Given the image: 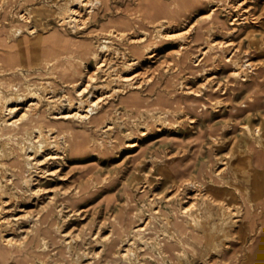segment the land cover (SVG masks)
<instances>
[{
  "label": "bare ground",
  "instance_id": "obj_1",
  "mask_svg": "<svg viewBox=\"0 0 264 264\" xmlns=\"http://www.w3.org/2000/svg\"><path fill=\"white\" fill-rule=\"evenodd\" d=\"M21 1L30 0H0V264H8L10 260H12L11 264L13 261L14 264H38L30 254L37 257L39 254L43 258L48 255L51 257L53 254L60 257L63 256L62 254H67L68 258L72 250L75 256L89 255V259L83 263L78 260V257L75 260L72 258L62 261L55 260L53 264H149V261L142 262V250H145V246L149 245L152 249L155 248L158 252H162L161 243L163 241L161 238L163 237L156 239L145 235L146 231L144 230L148 227L150 220H145L147 216H142V212L131 214V217L137 216L140 223L125 226V228L120 227L122 228L121 239L117 243L112 241L114 239H112V235L116 232L119 221L118 216L113 214L112 219L115 223L110 225L109 233L101 236L99 232L102 225L100 224L95 236L89 238L91 234L87 235L88 241L78 233L70 236L69 240L63 237L65 243L57 251V248L54 247L53 236L56 234L59 237L65 236L58 221L68 219L82 211L79 207H75L76 201L87 196L93 180L92 177H87L83 178L81 183H75L77 179L71 178L72 171L77 168H81L83 171L90 165L79 166L75 163L72 166V162L76 159L75 157L88 156L93 149H91L93 143L98 144V153L101 152L100 154L117 152L125 144L138 145L136 139L150 131V126L153 124L151 119L154 117L152 111L155 107L153 108V105L150 106L141 100L138 92L133 89L149 91L150 83L156 75L151 72L147 73L145 70H136L130 74L123 73L124 71H118V66L122 61L123 69L128 70L139 65L144 57L151 58L154 53L150 50V54L148 53L146 56V52L151 45L150 37H153L154 30L157 31H155L157 39L161 37L168 39L173 36L180 41V46L174 50L172 59L164 68L165 71L171 67H175L178 71L181 70L180 67L185 62V40H187L185 38L187 33L197 25L193 38L206 41L201 52L203 57L210 58L211 52L216 54L218 49L232 51L233 47L228 48L229 44L224 45L226 41L217 40L214 36L208 38L209 34L204 33L206 27L202 23L191 24L186 32L178 30L179 32L166 34L165 31L170 28L167 22L175 18L173 14L169 15L170 11L168 13L166 10L171 9L173 3L170 1L163 3V0H137L134 9L125 10L128 16L120 15L118 20L114 19L113 22L103 24L97 45L90 40L81 44L75 41L70 43L67 37H63V34L55 28L54 32L46 38H42L45 45H39L41 47L38 49L36 47L29 49L22 45L23 41L21 43L16 39L19 33L29 26V15L22 12L19 13L22 21L13 24V19H10L7 22L9 19L6 14L7 10L14 2ZM106 1L73 0L69 7L61 8L58 12V21L61 25L75 28L85 23L86 20L83 17L86 15V18L92 17L96 13L95 9L105 5ZM246 2L247 0H215L212 9L204 15L203 19L209 24L213 23L219 15V9L229 8L228 14L234 15L230 21L234 29L236 24L249 19L250 9L243 6ZM74 3L75 6H73ZM50 24L52 25V23ZM153 26L157 29L152 30ZM119 41L126 44L125 50L114 46ZM263 46L261 45L262 48ZM40 48L46 53L44 52L42 57L37 58L34 56L36 55L34 52L38 54ZM235 51L231 53V58L235 57ZM128 54L129 58L126 57ZM92 56L97 60L95 68L86 70V66L83 64ZM231 58L225 61H232ZM251 66V61L241 65L234 63L228 82H225L231 84L235 79H240L241 75L245 76L247 69ZM42 71H45L49 77L46 80L36 79L35 75ZM57 79L67 88L58 86ZM99 80L104 82L99 84L97 83ZM205 81L210 84L215 83L216 86L213 88L215 91L224 90L229 85L217 80L215 76H210ZM58 88L60 89L58 90ZM115 99H118L117 103L110 102ZM119 107L122 109L118 112L120 122L128 126L131 123L129 126L131 128L127 130L124 138L120 135V129V132L110 136L112 140L109 141L112 147L106 146V143L100 140H92L89 138V134H84L74 126L75 122L85 126L94 123L96 126H101L100 129H103V132L108 131L109 133L115 128L114 122H110L112 112H116L120 109ZM20 108L22 112L19 114ZM160 109L164 111H162V116L168 117L170 110L165 107ZM179 110L185 111L181 108ZM141 117L145 118V123L148 125L142 124ZM133 123L138 124L137 127H134ZM139 127H144L145 130L139 129ZM101 145L102 148H99ZM68 166L69 169L66 170ZM209 188L207 183L197 178L188 177L182 180L178 184L175 194L180 196L182 203L191 201L188 206L177 208L174 214L187 219L189 225H204L197 212L199 208L197 200H201V203L204 204L208 202L223 204L222 200L217 202L211 199ZM157 212L158 208L155 213ZM216 212L218 213V211ZM143 222L144 224H142ZM16 229L21 232L17 234L19 236L15 235ZM100 236L101 238H99ZM99 240L103 242L100 249L86 250L87 247L93 246ZM76 241L79 243L76 244ZM113 244H118L116 253L112 252L110 255H106L105 259L101 261L104 251L111 249ZM209 252L211 253V251ZM23 254H27L25 256L27 259L21 258Z\"/></svg>",
  "mask_w": 264,
  "mask_h": 264
},
{
  "label": "rangeland",
  "instance_id": "obj_2",
  "mask_svg": "<svg viewBox=\"0 0 264 264\" xmlns=\"http://www.w3.org/2000/svg\"><path fill=\"white\" fill-rule=\"evenodd\" d=\"M169 1L173 3V6L171 9L166 11H170V13L168 12L169 15L173 14L175 18L167 22L169 23L170 28H168V31H165L166 34L179 31L186 32V29H188L191 24L194 23L197 25L196 23H202V25L206 27V32L204 33L209 34L208 38H212L214 36L217 40L226 41L224 45L229 44L227 47H233V50L229 51L218 49L216 54L215 52H211V55L209 56L210 58L203 57L201 52L206 41L202 39L194 40L193 38L195 33L194 30L198 26L197 25L195 28L193 27L189 33H187L188 35L185 38L187 39L185 40V62L180 67L181 70L178 71L175 67H171L169 70L165 71L164 68L172 59L174 50L180 46V41L173 38V36L168 39L162 37L157 39V31L154 30L157 29V27L155 28V26H153L151 27L152 30H154L152 34L153 37H150L151 45H149V50L146 52L147 56L148 53L150 54L151 50L154 53L153 56L151 58L144 57L145 60L142 59L139 65H136L135 68H130L128 70L123 69V63L120 61L118 71H124L123 73L130 74L136 70H145L147 73L151 72L156 75L150 83L149 92L145 90L140 91L139 89H133V91L138 92L142 97H150L152 99H154L157 94L162 96L163 93L165 95H169L168 97L166 96V98L172 96L170 97V106H164L165 108L169 107L168 109L170 110V114L168 117L162 116L163 109H160L162 107H159L160 105L158 104L162 103L163 100L160 99L158 104L153 105V108L155 107L152 111L154 117L151 119L153 124L150 126V131L143 135L144 137L141 136L137 139L134 137L136 142H138V145L131 146L129 144H125L126 146L124 145L122 149L117 152L111 151L107 154H100L101 152L98 153V144L93 143L91 147V149H93L89 152L88 156L75 157L76 159L72 162V166L76 163L79 166L89 164L90 167H87V169H84L83 171L81 168H77L75 171L73 170L71 178H76L77 180L75 183L78 184L81 183L83 178L92 177L93 180L88 192L89 195L87 194V196L76 201L75 207H79L82 211L68 219H60V221H58L65 236L59 237L57 234L53 236V240L55 242L54 247L57 248V251H59L65 243L62 239L63 237L69 240L70 236L74 233H78L88 241L89 238L95 236L100 224L102 225V228L100 229L99 234H101V236L104 235L109 231L110 225L113 222L115 223L112 219L113 214H119L122 208L123 214H121L122 216H119L122 218L125 217L126 214L133 215L134 212H142V216H147V218L145 217V220L149 219L150 223L144 230L146 231V236H152L156 239L163 236H168L169 238L171 237L170 227L172 226V220L169 216L173 213L174 209L176 210L178 208L179 203H177V199L179 196L175 194V182H171V180H168L165 177L168 162H172L173 159L179 160L180 156L182 158L183 151H188V154H186L187 156L185 157L186 163L190 162V159L196 157L197 154L203 156L205 155L204 158L210 155L209 157L212 162V159L215 158L212 157L211 152L213 153V151H215L219 156V158L217 157V170H219L221 166H224V163H226L228 159H230L231 165L234 168L236 167V163L239 164V161L235 158V145H231L233 141L235 142L234 125L233 130H229L227 134L224 135L225 138L223 141L219 138L218 142H216V136L214 134H209L207 132L206 127L213 123H215L216 126H220L221 124H230V122L226 121L229 116L228 112L231 108H234L233 104L242 98V95L246 92L243 90V92L241 91L240 95H238L237 89H230L231 84L225 82H228V77L231 74L233 64H248L249 61H251L252 68L249 67L245 76L241 75L240 78H246L244 81L247 80L248 82L249 76L255 66H258V63H264V0H247V4L245 3L243 6L245 8L249 7L250 9V12L248 13L249 19H247V21L243 20V23L236 24V28L234 29L232 28L233 25L230 24L234 15L231 16V14H228V10H230L229 8L222 9L220 7L221 9H219V15L213 23L209 24L205 21V19H203L204 15L212 9L211 7H213L215 0H163V3H169ZM72 3L73 0H30L14 2L7 10L6 14L9 18L7 19V22L10 19H13V24L19 23L18 21L21 20L19 13L21 14L22 12H26V14L29 15V26L24 28V31L19 33L16 38L17 40H20L21 43L23 41L22 45H25L29 49H35V47L38 49L42 45H45L46 43L42 38H46L50 33L54 32L55 28L63 34V37H67V40L70 41V43L75 41L77 43L80 42L81 44L90 40L93 44L97 45L96 43L101 36L100 32L102 31L100 30L102 29L103 24L113 22L112 20L114 19L118 20L120 15L128 16V13L125 10L134 9L137 0H107L105 5L103 4L98 9H95L96 13L92 17L90 16L89 18H86L87 15H84L85 17H83V19L86 20L85 23L80 24L75 28L72 26L61 25L58 21V12L61 8H67ZM73 6H75V3ZM166 11L165 14H167ZM50 23H52V25ZM114 46L118 49H126V44L123 41H119ZM233 51H235L236 54L234 58H231V53ZM44 52L46 53L45 50L40 48L38 54L34 52V54H36L34 56L37 58L39 56L42 57ZM213 55L217 56L212 57ZM126 57L129 58L130 55L128 54ZM229 58H231L232 61H225ZM117 59L120 60V58ZM96 62V58L92 56V58H88V61L83 65L86 66V70H93ZM170 64L173 65L172 63ZM44 73L45 71H42L39 74L37 73L35 75L37 77L36 79L46 80L49 75ZM210 76H215L217 80L229 84L226 86V89H224L226 92L223 89L215 91L213 88L216 84H210L205 81L206 78ZM56 82L58 86L67 88V86L61 84L58 79ZM103 82L104 81L102 80L97 81L99 84H102ZM59 89L60 88H58V90ZM214 92L218 94L214 95ZM193 96H197L199 99L202 96H207L208 99H211L213 96L215 97L210 104L211 106L207 110L208 117L204 115L199 121H195V119L192 120L190 117L187 118L184 116V113L179 110L182 108L179 104L180 97L182 101H184L186 99L189 100ZM152 99L150 103H153ZM110 102L117 103L118 99ZM19 110L20 114L22 109L20 108ZM121 110L122 109L120 108L116 112H112L110 122H114L115 128L110 130L111 132L109 133L108 131L103 132V129H100L101 126H96L94 123H91L90 126H85L81 125L79 122H75L76 124L74 126L78 130L84 132V134H89V138L92 140H100L106 143V146L108 145L109 147H112V144L109 141L112 140L110 136H114L120 129V135L124 138L127 130L131 128L129 127L131 123H129L130 125L128 126L120 122L118 117L120 114L118 115V112ZM140 121L142 124L148 125L145 123V118L141 117ZM258 121V118L254 119V123H257ZM137 125L138 124H134V127H137ZM253 128L251 127V130H253V136L256 137V135H262V131L260 129L261 126H256L254 124ZM139 129L145 130L144 127H139ZM134 130L138 135L136 129ZM239 130L240 127L235 132H238ZM99 148H102V145ZM207 150L210 154L207 153ZM232 151L235 155L231 160L229 154ZM140 154L141 156H139ZM204 158L202 160H204ZM180 161L182 163L184 162L182 159ZM214 162L215 161L213 160V165L215 164ZM68 169L69 166L66 167V170ZM66 183L69 184L70 182ZM127 192L129 194V198L126 199ZM157 208L158 212L155 213ZM211 212L210 214H212ZM167 216L168 219H166ZM136 217H131V222L128 219L126 227L140 223ZM219 217L221 218V215ZM142 224H144V222ZM18 233L20 234L21 232H18L16 229L15 235ZM90 234L91 236L87 238V235ZM101 236L99 238H101ZM162 239L163 238H161V240ZM77 242L78 241H76V244ZM102 243L103 242L99 240L95 242L93 246L88 245L89 247H87L86 250L92 251L94 248L95 250H98L101 248ZM73 244L75 245V243ZM145 248V250H142V262L152 260L155 261L159 258L168 259V254L163 252V250V253L158 252L155 248L152 249L149 245H146ZM204 248H206V246H200L197 250L196 248L195 250H192V248L186 249V251L179 254V263L195 264L198 262V264H203L204 259H210V256L207 253L211 250L209 248ZM73 252L74 251L72 250L68 258L67 254H62V257L57 254H53L51 257L48 255L44 258L39 254V257L32 254H30V256L31 258L33 257L32 259L38 264H53L55 260L62 261L66 259L70 260L71 258L75 260L78 256H75ZM25 256H27V254L21 255L22 258L27 259ZM84 256L78 257V260L82 263L89 259V255ZM105 256L106 255H103L101 257V261L105 259ZM11 262L12 260H10L9 263L11 264Z\"/></svg>",
  "mask_w": 264,
  "mask_h": 264
},
{
  "label": "crops",
  "instance_id": "obj_3",
  "mask_svg": "<svg viewBox=\"0 0 264 264\" xmlns=\"http://www.w3.org/2000/svg\"><path fill=\"white\" fill-rule=\"evenodd\" d=\"M245 79L246 78L235 79L231 83L230 89H237L238 95H240L243 90L246 92L242 95V98L233 104L234 108H231L228 112L229 116L226 121L230 122V124L216 126V124L213 123L206 127L207 132L209 134H214L216 136V142H218L219 138L223 141L225 138L224 135H226L229 130H233L234 125L235 142L233 141L234 143L232 142L231 145H235L236 158L239 164L236 163V167L234 168L231 165L230 159H228L226 163H224V166H221L220 169L217 170L216 167L219 156L215 151H213V153L211 152L212 157L216 159H212V162L209 157L210 155L204 158L205 155L197 154L196 157L190 159V162L186 163L185 157L188 151H183L182 158L180 156L179 160L173 159L172 162H168L167 164V173L169 176L166 173L165 177L171 180V182H175L176 190L178 184H180L182 180L188 177L197 178L208 184V187H210L211 199L217 202L222 200L223 204L219 205L210 202L204 204L201 203V200H197L196 203L197 206H199L197 212L199 213L200 219L203 220L204 225H189L187 219L181 215L174 214V209L173 213L169 216L172 220V226L170 227L171 237L168 238V236H163V242L161 243L163 252L168 254V259L159 258L155 261H149L150 264H182L178 261L179 254L189 248H192V250L196 248L197 250L200 246H206L204 249L209 247V249H211V253H208L209 256L211 255L210 259H204L203 264H264V63H258V66H255L249 76L248 82L247 80L244 81ZM215 94L217 95L218 93L214 92V95ZM166 96L168 97L169 95L163 93L161 96L157 94L154 99H152L140 95L141 100H144V102L150 105L158 104L160 99L163 100L162 103L158 104L161 107L170 106V97L172 96L169 98H166ZM151 99L153 103H150ZM180 99L179 104L182 107L181 109H185L183 112L184 116L199 121L204 115L207 116V110L215 97L213 96L211 99H208L207 96H202L199 99L197 96H193L189 100L186 99L182 101V99ZM256 118H258L259 121L254 123V119ZM254 124L256 126H261L262 135L253 136L251 127L253 128ZM239 127L240 130L235 132ZM207 153L210 154L209 151ZM235 153L233 151L230 152V157L233 158ZM139 156H141V154ZM203 158L204 160H202ZM181 159L184 161L183 163L180 161ZM213 160L215 161V166L213 165ZM127 198H129L128 192L126 195V199ZM177 200V203H179L178 208L181 206H188L191 201L189 200V202L182 203L180 196ZM216 211H218V213ZM219 211H228L229 213H220ZM210 212L212 214H210ZM121 214H123V208L119 214H116L118 216L119 225L117 226L116 232L112 235V239L114 238L112 241H116L115 243L121 239L122 228H125L127 220L129 219L130 221L131 218V214L127 215L125 213L126 216L123 218L119 217L122 216ZM220 215L221 218H218ZM210 216L213 218L211 219ZM121 226L123 227L120 228ZM107 233H109V231ZM206 233H208L207 238ZM117 249L118 244H113L111 249H107L103 254L110 255L112 252L116 253ZM195 264H198V262Z\"/></svg>",
  "mask_w": 264,
  "mask_h": 264
}]
</instances>
